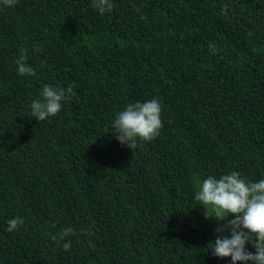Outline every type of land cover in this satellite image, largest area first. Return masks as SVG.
<instances>
[{"label": "trees", "instance_id": "16d2710c", "mask_svg": "<svg viewBox=\"0 0 264 264\" xmlns=\"http://www.w3.org/2000/svg\"><path fill=\"white\" fill-rule=\"evenodd\" d=\"M111 3L0 4V264H231L208 248L227 221L194 197L210 175L264 179V0ZM46 84L75 95L38 121ZM153 98L159 135L122 146L115 115Z\"/></svg>", "mask_w": 264, "mask_h": 264}, {"label": "clouds", "instance_id": "9594fccd", "mask_svg": "<svg viewBox=\"0 0 264 264\" xmlns=\"http://www.w3.org/2000/svg\"><path fill=\"white\" fill-rule=\"evenodd\" d=\"M16 2L17 0H0V4L5 7L14 6ZM92 7L104 14L112 11L113 4L111 0H92ZM210 50L215 54V45H210ZM26 60L27 56L22 53L16 61L18 74L35 75L34 69ZM44 63L41 62L42 67ZM73 87L61 88L46 84L40 98L31 102V116L38 121L56 116L62 108V102L75 95ZM161 111V104L155 98L128 104L115 115L112 123L118 142L132 150L137 147L138 141H152L163 128ZM197 185L194 199L203 206L204 217L227 221L218 224L215 230L217 238L208 244L212 255L218 258L230 257L231 264H264V179L250 182L242 178L239 172L232 171L219 178L210 175L202 182L198 181ZM229 216L233 218L227 219ZM23 223L21 217L10 219L7 231H16ZM82 231L85 235H91L88 230ZM226 233H230V236ZM74 234V230L67 227L51 239L64 240ZM247 243L253 246L254 253L246 249ZM71 247L70 240L63 244L65 251H69Z\"/></svg>", "mask_w": 264, "mask_h": 264}]
</instances>
